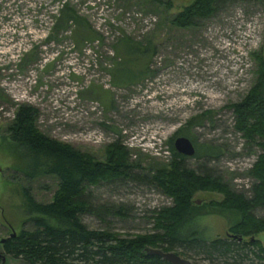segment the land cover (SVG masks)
I'll return each instance as SVG.
<instances>
[{"label":"rangeland","instance_id":"1","mask_svg":"<svg viewBox=\"0 0 264 264\" xmlns=\"http://www.w3.org/2000/svg\"><path fill=\"white\" fill-rule=\"evenodd\" d=\"M64 1L0 0V239L13 230L33 228L24 222V187L37 200L49 201L58 186L53 174H26L31 163L25 148L6 130L22 103L38 108V126L52 137L98 159L118 140L127 147L130 161L142 164L133 171L138 178L87 184L85 195L94 210L81 216L89 227L128 234L155 228L154 210L173 199L144 174L150 166L171 163L170 142L181 134L221 147L218 155L186 156V166L219 175L233 189L248 192L255 181L250 168L262 149L236 128L231 103L255 82V52L264 56V0H224L213 15L191 27H179L171 19L192 0H67L103 37L81 44L76 25H54ZM123 34L152 39L156 50L135 58L143 68L149 62L152 74L117 86L111 73L123 55L122 48L115 49ZM126 63L116 71H124ZM207 111L212 118L189 127L192 117ZM223 197L218 190L205 189L193 195L194 225L207 237L226 234L240 219L238 211L211 203ZM120 206L122 213L116 211ZM254 211L264 215V208ZM255 236L264 243V231ZM177 250L183 252L182 247ZM192 254L183 256L197 264L234 261L210 262ZM4 255L1 264H30Z\"/></svg>","mask_w":264,"mask_h":264},{"label":"trees","instance_id":"2","mask_svg":"<svg viewBox=\"0 0 264 264\" xmlns=\"http://www.w3.org/2000/svg\"><path fill=\"white\" fill-rule=\"evenodd\" d=\"M223 1L192 0L176 12L171 21L179 27L195 26L202 18L213 15ZM72 23L76 25L78 44L86 39H103L88 19L65 0L58 9L54 25L68 28ZM123 35L115 49L122 48L124 56L120 55L111 73L112 82L117 86L138 83L145 75L152 74L149 62L143 68L135 58L156 50L152 39L144 42ZM255 57L259 68L254 84L240 100L231 103L236 128L247 141L255 142L262 149L250 168L254 183L248 192L238 191L219 175L197 172L184 164L186 155L177 151L172 139L171 163L148 167L144 177L171 196L173 203L154 210L155 228L145 233L128 234L111 228H92L81 216L94 210L85 195L87 184L127 176L139 177L140 174L133 171L143 166L140 162L130 161L127 147L118 140L114 141L108 145L105 158L98 159L43 132L37 123L38 108L31 103L20 104L6 130L25 148L27 163H31L26 174H53L58 179V186L49 201L37 200L31 189L24 187V222H31L33 228L23 227L15 235L5 237L4 241L0 239V264L4 254L21 257L30 264H172L159 254L145 252L147 246L175 250L181 255L191 251L193 257H205L210 262L231 258L234 260L231 264H264V243L255 236L264 231V215L259 216L254 211L258 207L264 208V56L255 52ZM122 62H127L126 72L124 67L120 72V69L116 71ZM207 118H212L210 111L192 117L188 121L189 127ZM193 141L196 145L195 138ZM197 144L195 156L218 155L217 149L221 150V147L208 143ZM197 189L222 192L223 199L211 203L240 213V219L227 230L229 233L207 237L199 226L194 225L197 212L193 195ZM116 211L122 213L123 206ZM178 247H182L183 252L178 251Z\"/></svg>","mask_w":264,"mask_h":264},{"label":"water","instance_id":"3","mask_svg":"<svg viewBox=\"0 0 264 264\" xmlns=\"http://www.w3.org/2000/svg\"><path fill=\"white\" fill-rule=\"evenodd\" d=\"M174 146L178 152L185 154L186 156H191L196 153V145L191 137L188 135H178L174 140ZM16 231L13 230L12 235H15ZM237 236V234H233ZM240 239L243 238L242 235L239 236ZM5 240V237L2 238V241ZM144 251L149 254H159L172 262V264H197L190 258L181 255L180 253L176 252L175 250H165L162 247H154V246H147L144 248ZM3 259L5 256L3 255Z\"/></svg>","mask_w":264,"mask_h":264},{"label":"built area","instance_id":"4","mask_svg":"<svg viewBox=\"0 0 264 264\" xmlns=\"http://www.w3.org/2000/svg\"><path fill=\"white\" fill-rule=\"evenodd\" d=\"M251 24H252V22H250V21H249V22H247V26H248V27H249V26H251ZM252 33H253V32H252ZM246 34H248V35H249V34H250V32H246Z\"/></svg>","mask_w":264,"mask_h":264},{"label":"flooded vegetation","instance_id":"5","mask_svg":"<svg viewBox=\"0 0 264 264\" xmlns=\"http://www.w3.org/2000/svg\"><path fill=\"white\" fill-rule=\"evenodd\" d=\"M227 233H229V232H227Z\"/></svg>","mask_w":264,"mask_h":264}]
</instances>
